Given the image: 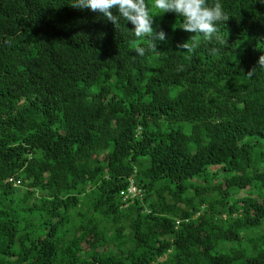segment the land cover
Listing matches in <instances>:
<instances>
[{"label":"trees","instance_id":"1","mask_svg":"<svg viewBox=\"0 0 264 264\" xmlns=\"http://www.w3.org/2000/svg\"><path fill=\"white\" fill-rule=\"evenodd\" d=\"M220 2L185 54L154 0L155 52L73 0H0V264H264V0Z\"/></svg>","mask_w":264,"mask_h":264},{"label":"clouds","instance_id":"2","mask_svg":"<svg viewBox=\"0 0 264 264\" xmlns=\"http://www.w3.org/2000/svg\"><path fill=\"white\" fill-rule=\"evenodd\" d=\"M73 8L91 9L93 12L99 11L109 21L116 26L120 19L134 25L132 32L137 38L148 36L151 38V50L155 52L156 42L166 40V32L162 29H153V16L150 14L149 5L146 0H73ZM154 7L161 10V13L173 12L183 18L181 29L187 32L196 33L188 42L178 45L185 54H191L196 47L198 34L209 39L218 31L217 25L229 20L227 12L224 10L220 0H213L209 4L208 0H154ZM113 9L118 11V15L113 14ZM136 53L143 57L145 48L137 44ZM258 64L264 68V55L260 56ZM257 69L253 68L247 73L251 78Z\"/></svg>","mask_w":264,"mask_h":264},{"label":"built area","instance_id":"3","mask_svg":"<svg viewBox=\"0 0 264 264\" xmlns=\"http://www.w3.org/2000/svg\"><path fill=\"white\" fill-rule=\"evenodd\" d=\"M8 182L13 186H18L20 184V180L15 178H9ZM120 195L122 196V201L126 207L129 202H133L134 200L141 198L142 190L137 187L133 179L129 178L128 185L120 192Z\"/></svg>","mask_w":264,"mask_h":264},{"label":"rangeland","instance_id":"4","mask_svg":"<svg viewBox=\"0 0 264 264\" xmlns=\"http://www.w3.org/2000/svg\"><path fill=\"white\" fill-rule=\"evenodd\" d=\"M240 196H242V195H240ZM253 231L256 234V236H260V233H261V229L260 228L253 229Z\"/></svg>","mask_w":264,"mask_h":264}]
</instances>
